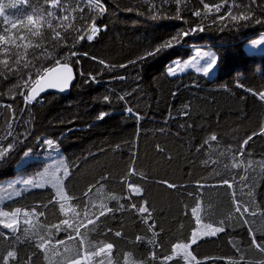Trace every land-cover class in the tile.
Returning <instances> with one entry per match:
<instances>
[{"label": "trees", "instance_id": "16d2710c", "mask_svg": "<svg viewBox=\"0 0 264 264\" xmlns=\"http://www.w3.org/2000/svg\"><path fill=\"white\" fill-rule=\"evenodd\" d=\"M97 3L105 9L102 15ZM218 4L223 6L216 12ZM0 5V35L9 37L0 49L8 48L10 66L21 55L14 73L0 65V151L12 143L0 158V182L41 170L48 140L65 153L70 169L66 200L45 188L11 201L24 212L13 231L0 223V258L7 264H264V253L249 235L251 230L264 247V53L245 48L264 33V0H58L55 7L52 0H0ZM230 7L233 15L242 11L250 19L231 21ZM93 23L106 30L89 42ZM194 26L204 31L138 60ZM55 32L63 43L53 38ZM200 46L218 52L214 78L193 71L169 75L175 59ZM57 61L76 71L71 94L25 103L21 93L29 95ZM104 112L110 115L98 119ZM8 131L12 136L4 139ZM25 152L41 157L19 166ZM163 181L178 187L167 188ZM234 199L257 215L241 216ZM131 204L146 205L149 212L141 216ZM101 210L106 214L99 215ZM197 210L205 224L225 231L194 245L190 260L171 257L175 245L191 241ZM9 251L15 259L7 257Z\"/></svg>", "mask_w": 264, "mask_h": 264}, {"label": "snow or ice", "instance_id": "6c2138e0", "mask_svg": "<svg viewBox=\"0 0 264 264\" xmlns=\"http://www.w3.org/2000/svg\"><path fill=\"white\" fill-rule=\"evenodd\" d=\"M20 2L22 3V2H24V0H20ZM176 2L179 3V0H176ZM52 4L55 7L58 4V0H52ZM88 6H89V8H91L92 7L91 3H89ZM222 6L223 5H219V4L216 5L215 11L219 12L220 8ZM97 7L99 8V14L102 15L103 12L105 11L104 7L102 5H99V3H97ZM205 7L207 8L208 6L205 5ZM237 8L239 9V5H237ZM79 11L81 13H83V9H79ZM2 12H3V6L0 5V13H2ZM194 15L196 17H200L201 13L200 12H194ZM227 16L230 17L231 21L237 22V23L239 21H248L250 19V17L248 15H245L242 11L240 12L239 15H233L232 11H231V7L229 9V12L227 13ZM60 19L61 20H67V17L62 16ZM83 19H84V17L81 16V20H83ZM219 19L223 20L224 17H220ZM28 21L32 22L33 21V17L29 16L28 17ZM48 27L50 29L52 28L51 23L48 24ZM101 30H106V26H105L104 29H100V28H96L94 23H93V27L91 28V34H87L86 35L87 41L91 42L94 39L95 35L98 34V32L101 31ZM65 31H67V29H65ZM198 31L199 32H203L204 28L202 26H194L190 30L179 32L176 35L172 36L171 38H169V39L163 41L162 43H160L159 45L155 46L151 51H145L144 55H142L141 57H138V60H144V59H146L148 57L155 56L157 54H161L164 51L176 46L177 44H179L184 37H187L188 35L194 34V33L198 32ZM220 31H223V28H221ZM53 38L57 41V43H63L64 42V38L61 36L60 32H55ZM78 39L79 40H84L85 39V35L84 34L80 35ZM8 40H9V37H7L5 35H0V44H7ZM17 47H19V46H17ZM24 47H25V49H27L28 47H31V45H25ZM35 48L39 49L40 45H36ZM0 52L5 54V58L0 60V65H3V68L6 69L9 73H14L15 70H16V66L21 64V55L19 53H16L15 54L16 55V59H15V61H13L12 65L10 66L9 65V58L6 55L7 52H8V48H6V47L2 48V49H0ZM33 54L35 55V53H33ZM43 55H44V53L41 52V56H43ZM73 55H75V53H73ZM91 59L95 60L96 58L95 57H91ZM217 59L218 58L212 52H197L196 56L193 57V61L189 62V65H186V66H190L191 63H193V62H195L197 60H201V61H203V63L200 64L199 66H197L196 70L200 71V72H203L205 75H209V74H211L212 71H214L215 67L217 66ZM98 62L101 65H105V62L103 60H99ZM136 62L137 61H130L129 63H136ZM29 63L30 62L27 61L26 55H25V59H24V62H23V67L24 68H28L29 67ZM57 65H59V61H57ZM178 66H179V61H175L174 65L170 66L169 73L174 75L176 73V67H178ZM105 67H107V66L105 65ZM121 67H124V65H121ZM90 78L93 81L95 80V77H90ZM30 79H31V76L29 75V80ZM72 79H73L72 71L69 68L68 64L65 63L62 67H54L52 69H47L46 70V74L45 75H40L39 79H37L34 82L35 86H31L30 87V94L27 95V96H24V94L21 93V95H22L23 99L25 100V103H30V102H32L33 100L36 99L37 95H39L40 92H43L46 89H57L59 91L66 90L69 87V84H70ZM27 83L28 82L25 81V84H27ZM104 99H105V101H107L108 97H105ZM121 99H123V98H121ZM260 99L264 100V93L260 94ZM127 111H128V113L130 115L133 114L131 108L127 109ZM184 114L187 115V112H185ZM107 115H110V113H106V112L100 113L99 116H98V119H103ZM9 129H11V125L10 124H9ZM10 136H12V132L8 131L7 136H5L4 139H7ZM210 139L212 141H215L216 140V136L213 135ZM251 139H252L251 136L248 137V139L243 141V144L246 145L248 143V141L251 140ZM46 143L48 144L49 147H54L53 141L48 140V141H46ZM10 150H12V143L11 142L8 143L6 148H4L2 151H0V158L4 157L5 153L10 151ZM29 154H30L29 152H25L24 153L25 156H27ZM59 167L60 166L57 165V168H59ZM68 174L69 173H68L67 169H64L63 175L67 176ZM20 182L25 184V185H32V184L35 183L33 180H21ZM124 182L126 183V181H124ZM162 183L164 184L165 187L170 188V189H176L178 187L175 184H169L167 181H163ZM241 183H243V178L241 180ZM223 185H226L228 188L232 187V185L229 183L228 180H224L223 181ZM38 186L43 187V185H38ZM128 187L131 189L132 185H128ZM196 187L198 189H203L205 187V185L198 184ZM135 191L139 192L140 190L139 189H135ZM249 191L251 192V189ZM189 195H191V193H189ZM233 196H235V193H233ZM112 199H116V198L113 197ZM233 203L235 205L236 212L240 213L241 216H244V215L256 216L257 215L256 212L249 213V210H248L247 206L237 203L235 201V199L233 200ZM101 208L103 209V206H101ZM130 208H131V210L137 211L138 214H140L141 216H143V214L149 212V209H148V207L146 205L145 206H141V207H139L137 209V206L135 204H131ZM241 208H243V212H241ZM120 210H123V205H120ZM19 211H20L19 209L16 210V212H19ZM106 211L107 212H111V209H107ZM192 211L195 212L196 209L194 208V209H192ZM105 214H106L105 210H101L100 213H99V215H101V216H103ZM5 215H7V214L5 213ZM85 218L88 219V223L94 225L95 222L88 217L87 208H85ZM98 218L99 217H97V219ZM150 218L151 217H150V214H149L148 219H150ZM0 223H4V221L0 220ZM15 223H16V220H15V217H13V222L12 223H7L5 226L8 227V228H13L14 229ZM63 223H64V225L68 224L67 220H65ZM244 223H247V221H244ZM147 226L149 228H152V227H154V223L148 224ZM69 227H71V226H69ZM65 231H67V229H65ZM76 231L78 233L79 229L77 228ZM223 231H225V229L223 227H220V228H216V229H214V230H212L210 232H206V233H204V235H206V236H215L217 233L223 232ZM115 235L117 237H119L121 235V233L120 232H116ZM249 235H250V238H251L253 246L259 252L264 253V247H262L261 244L256 243L255 233L251 232V230H250L249 231ZM137 240H140V237H137ZM193 242H195V239L193 240ZM40 247L43 248L44 244L41 243ZM177 247H180V245H177ZM111 248H112L111 244H107L106 245V249H111ZM103 251H105V248H101L100 249V252H103ZM237 251H239V249H237ZM7 257L15 259L16 253L12 252V251H9L7 253ZM0 259H3V264H7V259L6 258H0ZM184 259L188 260L189 259V255L186 254L184 256ZM74 264H78V262H74ZM229 264H232V262H229Z\"/></svg>", "mask_w": 264, "mask_h": 264}, {"label": "rangeland", "instance_id": "374dc122", "mask_svg": "<svg viewBox=\"0 0 264 264\" xmlns=\"http://www.w3.org/2000/svg\"><path fill=\"white\" fill-rule=\"evenodd\" d=\"M245 48L249 53H264V33L261 34L259 37L249 41L245 45ZM197 52H212L218 58L217 66L215 67L214 71L211 72V74L205 75L203 72L196 70L197 66L203 63V61L201 60H197L191 63L190 66H186L189 65V62L193 61V57L196 56ZM175 61H179V66L176 67V73L173 75L169 73V68L170 66L174 65ZM218 64H219V55L217 50L214 47L200 46L194 48L192 55L185 58L175 59L167 70L169 75L172 77L183 75L189 71H193L203 74L209 78H214L218 71ZM38 156L39 155L37 154H29L18 165L20 166L24 163H27L29 160L36 158L39 159L41 157ZM44 160H46L44 167L41 170H39L35 175L25 176L21 174L18 176L6 178L5 180L0 182V220L4 221V223L2 224L6 229L13 231L21 223V216L24 211L21 210L18 206L12 205L11 201L18 197L23 196L25 193L35 189L52 188L55 191L58 199L63 201L68 198L66 179L70 174V169L68 168V161L65 153L60 149L59 146L50 147L44 157ZM57 165H59L60 167L57 168ZM64 169H67L69 173L67 176L63 175ZM21 180H33L35 183L32 185H25L20 182ZM38 185H43V187H40ZM17 209H19L20 211L16 212ZM5 213L7 215H5ZM13 217H15L16 220L14 229L6 227L5 225L7 223L13 222ZM196 220H197V227L194 231L191 241L189 243L177 244L180 245V247H177V245H175L174 252L171 257L176 256L178 254H182L184 256L187 254L189 255L188 260H190L193 258V256H195L192 247L197 243H199L201 240L206 239L208 237H212V236L204 235V233L210 232L215 228L203 222L201 218L200 210H197L196 212ZM194 239L195 242H193Z\"/></svg>", "mask_w": 264, "mask_h": 264}, {"label": "water", "instance_id": "95a60500", "mask_svg": "<svg viewBox=\"0 0 264 264\" xmlns=\"http://www.w3.org/2000/svg\"><path fill=\"white\" fill-rule=\"evenodd\" d=\"M64 64L65 63H60L59 65H55V66L51 67L50 69H52L54 67H62ZM67 64H68V66L71 69L72 74H73V79L71 80L69 87L63 91H59L57 89H46L45 91L40 92L39 95H37L36 99L33 100L32 102H36L40 99H43L49 94H57V95H61V96H68L71 94L72 88H73V86L77 80V75H76V71H75L74 67L72 65H70L69 63H67ZM45 74H46V72L43 75H45ZM33 86H35V84ZM29 94H30V91H29Z\"/></svg>", "mask_w": 264, "mask_h": 264}, {"label": "built area", "instance_id": "2783aa9c", "mask_svg": "<svg viewBox=\"0 0 264 264\" xmlns=\"http://www.w3.org/2000/svg\"><path fill=\"white\" fill-rule=\"evenodd\" d=\"M96 28H100L98 26H96ZM101 31L98 32V34L95 35V37H97L100 34Z\"/></svg>", "mask_w": 264, "mask_h": 264}]
</instances>
